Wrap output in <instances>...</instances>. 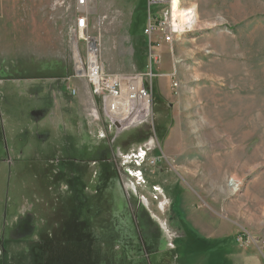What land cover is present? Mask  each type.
<instances>
[{
	"label": "rangeland",
	"instance_id": "1",
	"mask_svg": "<svg viewBox=\"0 0 264 264\" xmlns=\"http://www.w3.org/2000/svg\"><path fill=\"white\" fill-rule=\"evenodd\" d=\"M180 2L196 11L195 31L153 48L151 117L116 132L76 75V0H0L18 5L0 12V264L264 257V0ZM89 7L107 71L149 74L147 1ZM177 188L195 196L202 232L230 226L227 251L193 240Z\"/></svg>",
	"mask_w": 264,
	"mask_h": 264
},
{
	"label": "built area",
	"instance_id": "2",
	"mask_svg": "<svg viewBox=\"0 0 264 264\" xmlns=\"http://www.w3.org/2000/svg\"><path fill=\"white\" fill-rule=\"evenodd\" d=\"M146 1L149 14L144 36L149 40L151 55L147 68L150 69V73L112 74L101 61V40L90 31L93 17L89 7L90 0H76L77 8L82 9L78 11L79 14L70 31L76 75L84 78L90 85L92 96L103 102V111L110 119L109 126L116 132L130 130L133 124H143L151 117L152 96L149 89H146L145 80L155 78V66L161 63V57L153 53V48L160 43L171 48L181 42L185 35L194 32L197 24L196 11L183 9L180 0L178 8L175 7V0ZM73 94H76V90ZM234 181L232 179V185L235 184V189L239 188L241 183ZM237 241L242 242L241 239Z\"/></svg>",
	"mask_w": 264,
	"mask_h": 264
},
{
	"label": "crops",
	"instance_id": "3",
	"mask_svg": "<svg viewBox=\"0 0 264 264\" xmlns=\"http://www.w3.org/2000/svg\"><path fill=\"white\" fill-rule=\"evenodd\" d=\"M3 6L0 8V12L5 11V9H10V11H14L18 9V5H10L9 7ZM75 23V22H74ZM174 73V72H173ZM155 75V74H154ZM160 99H167V93H158L156 94ZM94 117L95 120H98V112L94 109ZM97 112V113H96ZM92 116V117H93ZM4 153V152H3ZM2 152H0V163L2 164ZM174 197V208L176 209V214L180 220L181 223L184 224V226L192 230V232L198 237L202 239H206L209 241H212L214 245L220 246L219 249L226 250L227 245L233 244L234 242V233L229 228L230 226L227 225H221L217 230L214 231H207L202 232L201 228L198 226V224L195 222V220L189 216L190 215V207L194 205L195 203V196L191 192H186L185 190H179L177 188V191L175 193ZM193 207V206H192ZM227 243V244H226ZM227 251V250H226ZM260 254V251L258 252ZM261 255V254H260ZM242 264H264V257L261 255L260 257L258 255H249L247 259L242 260Z\"/></svg>",
	"mask_w": 264,
	"mask_h": 264
},
{
	"label": "trees",
	"instance_id": "4",
	"mask_svg": "<svg viewBox=\"0 0 264 264\" xmlns=\"http://www.w3.org/2000/svg\"><path fill=\"white\" fill-rule=\"evenodd\" d=\"M192 232V231H191ZM192 234H193V240L196 242V243H198V244H201V243H203V248H205L206 249V247H210V244L207 242V240L205 239H202V238H198L193 232H192ZM201 242V243H200ZM215 264H218V263H215Z\"/></svg>",
	"mask_w": 264,
	"mask_h": 264
},
{
	"label": "bare ground",
	"instance_id": "5",
	"mask_svg": "<svg viewBox=\"0 0 264 264\" xmlns=\"http://www.w3.org/2000/svg\"><path fill=\"white\" fill-rule=\"evenodd\" d=\"M179 4H178V0H175V7L178 8Z\"/></svg>",
	"mask_w": 264,
	"mask_h": 264
}]
</instances>
